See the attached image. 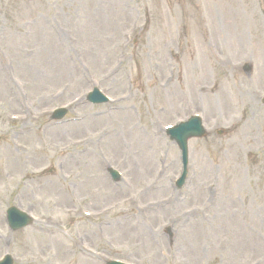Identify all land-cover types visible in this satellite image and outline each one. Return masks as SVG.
Listing matches in <instances>:
<instances>
[{
  "label": "rangeland",
  "instance_id": "rangeland-1",
  "mask_svg": "<svg viewBox=\"0 0 264 264\" xmlns=\"http://www.w3.org/2000/svg\"><path fill=\"white\" fill-rule=\"evenodd\" d=\"M263 92L264 0H0V256L264 264ZM195 112L178 189L164 127Z\"/></svg>",
  "mask_w": 264,
  "mask_h": 264
},
{
  "label": "water",
  "instance_id": "water-1",
  "mask_svg": "<svg viewBox=\"0 0 264 264\" xmlns=\"http://www.w3.org/2000/svg\"><path fill=\"white\" fill-rule=\"evenodd\" d=\"M168 132L170 133L171 138L176 141L181 151V159H182L184 171L177 182V185L179 186L183 183L185 177V168L187 163L186 141L189 137L192 136L195 137L203 136L204 132L199 122L196 119H189L187 122L181 123L177 127L169 130ZM7 219H8V224L12 230H16L26 225L29 222L28 219L24 217V215H22L12 207L7 210ZM3 262H10V259L7 257L6 260ZM110 264H119V263H110Z\"/></svg>",
  "mask_w": 264,
  "mask_h": 264
}]
</instances>
